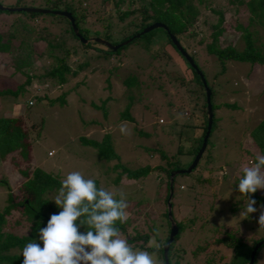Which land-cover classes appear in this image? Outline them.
<instances>
[{"label": "rangeland", "instance_id": "1", "mask_svg": "<svg viewBox=\"0 0 264 264\" xmlns=\"http://www.w3.org/2000/svg\"><path fill=\"white\" fill-rule=\"evenodd\" d=\"M245 1L187 0V4H194L197 14L184 32L185 35L193 32L194 37L186 38L184 44L196 56L209 83L210 80L215 83L212 99L218 106L214 110L215 126L201 158L209 152L215 159L214 167L212 162L207 165L215 169L213 174L201 168L200 160L195 170L175 178L171 211L173 220H183L184 225L182 238L176 245L178 250L174 249L177 250L174 259L177 256L180 264L241 263L240 256L235 254L233 258L231 247L222 241L231 242L227 234L241 236L247 243L264 240V228L258 223L264 207L255 204L257 212L241 214L248 198L238 190L243 168L251 166L257 154L264 155V148L256 144L264 143V64L229 59L220 62L205 50L206 44L212 42L219 12L223 13L224 31L218 44L244 50L247 43L239 25L261 46L264 25L255 19L249 23L251 15L244 10ZM0 2L10 8L48 9L45 0ZM50 2L60 8L73 7L82 28L119 44L139 28L143 9L150 7L151 0ZM67 29L66 17L53 13H0V33L4 36L1 42L11 43L7 51L0 50V92L11 91L0 95V117L20 118L29 144L25 153L18 148L0 156V212L8 205L9 192L15 201L25 196L24 183L33 178L35 169L50 174L60 183L69 172L79 171L85 178L96 180L98 187L125 194L129 229L121 238H128L135 230L147 232L149 239L137 241L133 248L148 251L156 264H162L157 251L147 250L154 248L149 241L160 244L167 228L161 213L167 209L169 187L166 175L159 170L169 164L176 167L174 170L186 169L193 161L196 154L193 150L206 118L204 88L187 62L170 51L173 48H169L160 29L132 39L117 49L119 55L107 58L81 49ZM7 34H13L12 39L8 40ZM27 41L34 44V53ZM49 41L63 43L70 52L50 49ZM57 57L63 58L70 70L65 73L63 83L46 78L48 71L58 65ZM22 59L31 65H18ZM27 76L32 79L25 86ZM130 76L135 79L134 86L126 83ZM18 88L24 89L23 92L13 94ZM49 99L55 103H49ZM127 112L133 121L127 120ZM122 124L129 134L121 133ZM106 134L119 157L106 160L96 148L84 145L81 140L101 142ZM120 165L132 170L149 166L151 170L145 177L132 179ZM199 175L200 179L209 177L210 181L197 183ZM58 191H46L43 198L55 203ZM257 193L264 198V189ZM27 215L19 208L13 210L7 215L12 222L7 231L27 235L30 220L35 219ZM16 220L19 222L15 223ZM152 224L154 230L150 232ZM39 244L43 247L42 241ZM255 259V264H264V244Z\"/></svg>", "mask_w": 264, "mask_h": 264}, {"label": "trees", "instance_id": "2", "mask_svg": "<svg viewBox=\"0 0 264 264\" xmlns=\"http://www.w3.org/2000/svg\"><path fill=\"white\" fill-rule=\"evenodd\" d=\"M44 3L47 4L46 8H48L49 10H65V11L70 12L72 17L74 18L75 26L78 28V32L84 38L88 39L91 36L93 37L100 36L98 32L90 34L87 29L82 28L80 26V22L76 16V13L73 7L66 6L65 8H60L59 5H56V3H53V5L50 4L51 3L50 0H45ZM242 3L244 4V10L249 11L251 15L249 23H251L255 19L256 21L264 25V0H246L245 2H242ZM3 12L10 13V11L0 9V13H3ZM27 13L29 15L38 14L34 12H27ZM196 14H197V9L195 8L194 4L193 3L187 4V0H151L150 7L148 9L146 8L143 9V12H142L143 17L140 21L139 28L135 30L134 32H132L131 34H129L128 36L131 37L135 35L136 33L140 32L145 26H148L154 22L163 23L167 27V30L163 28H156V29L157 30L160 29L161 31H163L164 35L166 36L165 38L167 40V44L169 48L172 47L175 52L172 49H170V51H172L174 55L175 54L178 55L179 58L183 60V62H187L182 57V55L177 51L176 47L172 43L169 37V34H173L176 37V39L180 42V44L183 46L184 50H186L190 54L197 68L204 75L207 85L211 90V103H212V109H213V124H212L211 130H213V127L215 126L214 110L217 109V106H218L214 104L213 99H212L215 93V90H214L215 83L213 82V80H210V83H209V81L207 80V76L205 75V71L201 68V66L197 62L196 56L193 54L191 50L188 51L187 50L188 48L184 44V40L186 38L194 37L193 32L187 35H185L184 32L188 29L189 24H192ZM218 14H219L218 21L214 25L216 29L211 34L212 42L207 43L205 46V50L207 51V53L208 54L211 53L215 55L217 57V60L220 62H224L225 60L229 59V60H234V61L248 62L251 64H254V63L264 64V42H261V46H257L253 41V38L251 36L252 34L250 32H247V30L244 27H241L239 25L237 26L238 29L244 31L242 35L246 39V43H247L244 50H237L234 46L222 47L220 44L217 43L218 37L224 31V28L221 27L223 23V13L219 12ZM67 21H68V29H67L68 33L71 34V37H73V39L77 40L81 44V49L84 48L85 50L89 49V50H92L93 52H98V55H101L106 58L109 56L120 54L118 50L112 51L102 44L98 46L96 45L97 43H94V42H88V43L83 44L75 35L71 22L69 20ZM150 32L148 33L152 34L153 31H150ZM12 35L13 34H7L6 37L8 38V40L12 39ZM3 37H4L3 34L0 33V50L7 51L11 43L9 41L1 42ZM127 38L128 37H125V39ZM21 41H24V40H21ZM26 43L29 49H31V51L34 53V51L32 50V46H34V44L28 41ZM48 45L50 49L52 50L54 48H58L60 50L65 51L66 53L70 52L69 49L64 48L63 43L54 44L49 41ZM102 47H104L107 52L104 49H102ZM165 52L168 53V49L165 50ZM56 61L58 65L52 68L50 71H48L46 78L56 79L58 83H63L65 81V73L69 72L70 70L66 62H64L63 58L57 57ZM30 63L22 59L20 64L18 65L26 67L27 65L30 66L31 65ZM187 64L185 63L186 66ZM80 65L84 66L86 65V63H81ZM188 68L192 71L193 76L195 77L197 81H199V84L203 88V84L196 70L192 68L189 64H188ZM19 71H22V70H19ZM31 79H32V76H27V79L25 81V86L28 83H30ZM126 83L128 86H134L135 85L134 77L133 76L128 77V79L126 80ZM23 90L24 89L18 88L16 92H12V93L17 95L23 92ZM8 92L11 93L10 90H7V91L0 92V95L1 93L6 94ZM204 93L205 92L203 91V95H205ZM41 96L44 97L45 94H42ZM49 103L53 104L55 103V101L53 99H49ZM204 105L206 106L205 97H204ZM127 114L125 116L127 120L133 121V118L130 117L129 114L128 115ZM204 116H206L205 111H204ZM206 124H207V121H206V118H204V122L201 128V133L196 141V144H195L196 147H194V150H193L194 153H197L198 149L200 148L202 144V139L206 132ZM26 137H27V132H25L22 128L20 118L6 117V116L0 117V156L1 157H4L7 153H11L17 150L18 148H20V150L22 151L24 150L26 151L27 147H29V144L26 143ZM261 139H258V142H261ZM81 140L84 145L92 146L96 148L97 151L102 155V158H105L106 160L119 157L118 154L115 153L111 145L110 136L108 134L104 136L103 141L101 142H98L96 140L86 139V138H82ZM207 144H208V141H207ZM256 144L260 148H264V143H256ZM25 151L23 153H25ZM201 158H200V160H202L201 168L206 170L207 173L213 174V171L215 169L212 167H214L213 162L215 159H213L210 156L209 152H207L204 155L203 159ZM211 162H212V167L210 166L207 167V165L210 164ZM197 166H199V163ZM197 166L194 168V170L197 168ZM120 167L122 168L123 173H125L128 176V178H132V179L145 177L148 175V173L151 170L149 166H143L141 168L133 169V170L123 165H120ZM174 169H176V167H172L170 164L167 166L160 167V170H159L160 174H165L167 177L166 184L168 185V187L170 183V173ZM198 170H201V169H198ZM183 174H188V173H183ZM176 176H174L172 180V191L174 190ZM199 177L200 175L198 176V178ZM198 178H196L197 183L201 182L202 184V183H207V181L208 182L210 181L208 179L209 177L202 178V179L200 178L198 179ZM116 180H118V177L116 178ZM94 181L96 182V185L98 187L97 181L96 180ZM180 186L182 185L180 184ZM24 187H25L24 188L25 196L20 200L15 201L12 193L11 192L8 193V197H7L8 205L0 212V264H22L24 257L22 253H20L19 251L23 250L24 247L28 243L41 242L38 238L39 229L47 226V222L50 219L52 214H58L60 211H62V208L57 206L56 203H52L48 199L43 198V194L46 191H52L54 189L58 190L61 187V183L57 179L53 178L50 174L43 172L41 169H35L33 178H31L26 183H24ZM167 195L169 196V188H168ZM260 195H261L260 193L256 192L254 194H250V197L256 200V204L263 205L264 198H262ZM18 208L21 211H23V213L24 212L28 213L27 216L29 217L33 216L31 218H35V219L30 220L32 224L30 226V231L28 232L27 235H17L11 231H7L12 223L11 221L9 222V219H7V215H9L13 210L18 209ZM172 208H173V204H172ZM161 216L164 218L167 224L166 234L162 240H159L160 241L159 249L147 248V250H149L151 253L157 251L159 258L161 259V263L165 264L164 256H163V245L166 243L168 236H169V231H170V227H169L170 223H169V220L167 219V209L163 211V213H161ZM172 216H173V212H172ZM18 222H19L18 220L15 221V223H18ZM76 223L79 224V221H77ZM176 223L179 228V231L169 246V250H168L169 264H180L179 258L176 256V259H174V257H175V252H177L178 250V248L176 247L178 240L179 238H182L181 234L183 232L184 225H183V220L177 221ZM117 226L119 227L121 234L126 233L127 229H129V226L127 225V221L124 224H119V222H117ZM81 228H83L84 230H81ZM149 229H150V232H153L154 230L153 224L151 227H149ZM79 231L86 232L87 231L86 226H80ZM227 236L231 242H226V240H222V241H225V244L231 247L233 258L235 257V254L237 256L239 255L241 258L240 259L241 263L235 262V264H247L249 262L251 250L253 249L254 245L261 240H256L251 243H247L245 240L244 241L242 240L241 236H236L235 234H231V235L227 234ZM149 237L150 236L147 232H140V231L135 230V233L130 234L128 238H126V240L132 247H134L137 241L142 239L145 242L146 240L149 239ZM138 247L142 248L143 245L138 244ZM14 248H18V250H16L15 253H12L11 249H14ZM175 248L177 250H174ZM255 260H254V264H255Z\"/></svg>", "mask_w": 264, "mask_h": 264}, {"label": "clouds", "instance_id": "3", "mask_svg": "<svg viewBox=\"0 0 264 264\" xmlns=\"http://www.w3.org/2000/svg\"><path fill=\"white\" fill-rule=\"evenodd\" d=\"M120 131L129 134L123 124ZM242 171L238 190L248 202L241 214H251L258 209L250 194L264 189V155L257 154L255 162ZM53 200L62 211L52 214L47 226L39 229L38 238L43 247L37 242L24 247L22 264H156L148 251L136 250L121 238L117 222L124 224L128 219L123 192L117 194L103 186L98 188L93 179L72 171L61 180ZM258 223L264 228V211ZM80 226H86L87 231L80 232ZM149 246L159 249L160 244L149 241Z\"/></svg>", "mask_w": 264, "mask_h": 264}, {"label": "water", "instance_id": "4", "mask_svg": "<svg viewBox=\"0 0 264 264\" xmlns=\"http://www.w3.org/2000/svg\"><path fill=\"white\" fill-rule=\"evenodd\" d=\"M0 9L2 10H7V11H24V12H34V13H53V14H57V15H61L64 16L66 18L69 19V21L71 22L73 31L75 33V35L77 36V38L83 43H88V42H97L100 43L104 46H106L107 48H109L112 51H116L118 48H120L121 46L127 44L128 42H130L132 39L139 37L140 35H143L145 33H148L156 28H163L165 30H167V27L160 22H154L148 26H145L140 32L136 33L135 35H133L131 38H129L128 40L121 42L119 44H112L110 42H108L107 40L103 39V38H99V37H91V38H84L79 32H78V28L75 26V22H74V18L72 17L71 13L65 10H49V9H43V8H33V7H15V8H10V7H6V6H2L0 4ZM169 33V32H168ZM169 37L172 41V43L174 44V46L176 47L177 51L182 55V57L188 62V64L194 68L197 72V74L200 77V80L203 84V88H204V92H205V102H206V132L203 136L202 139V144L200 146V148L198 149L197 153L194 156L193 161L191 162V164L186 168V169H178V170H173L170 173V186H169V196H168V200H167V217L170 220V231H169V236L168 239L166 241V243L163 245V256H164V261L165 264H169V260H168V250H169V246L171 244V242L173 241L174 237L176 236V234L179 231V228L177 226V223L173 220V216H172V204H171V198L173 195V191H172V180L173 177L178 175V174H183V173H190L199 163L201 156L203 155L204 151L206 150L207 147V141L208 138L210 136V132L212 129V124H213V109H212V103H211V90L207 85V82L204 78V75L202 74V72L197 68L196 64L194 63L193 59L191 58L190 54L184 50L183 46L180 44V42L176 39V37L173 34H169ZM264 244V240H261L259 242H257L253 249L250 252V258H249V262L248 264H254V260H255V256L257 253V250L260 248L261 245Z\"/></svg>", "mask_w": 264, "mask_h": 264}, {"label": "built area", "instance_id": "5", "mask_svg": "<svg viewBox=\"0 0 264 264\" xmlns=\"http://www.w3.org/2000/svg\"><path fill=\"white\" fill-rule=\"evenodd\" d=\"M29 104L31 105L32 104V101H29Z\"/></svg>", "mask_w": 264, "mask_h": 264}]
</instances>
